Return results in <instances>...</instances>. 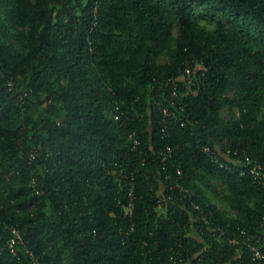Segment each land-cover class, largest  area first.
Listing matches in <instances>:
<instances>
[{
	"label": "trees",
	"instance_id": "1",
	"mask_svg": "<svg viewBox=\"0 0 264 264\" xmlns=\"http://www.w3.org/2000/svg\"><path fill=\"white\" fill-rule=\"evenodd\" d=\"M187 60L196 84L172 100ZM159 101L184 123L163 132ZM244 156L264 167V0H0V264H264L229 242L264 250Z\"/></svg>",
	"mask_w": 264,
	"mask_h": 264
},
{
	"label": "built area",
	"instance_id": "2",
	"mask_svg": "<svg viewBox=\"0 0 264 264\" xmlns=\"http://www.w3.org/2000/svg\"><path fill=\"white\" fill-rule=\"evenodd\" d=\"M196 63V64H195ZM191 63L188 60L185 61V66L182 69L181 73L178 74L177 76L171 77L168 82L170 84V98L174 100V98H179L181 95L189 94L191 91H193V88L196 84L197 78L194 74L200 67L199 62ZM197 66V67H196ZM173 104V102H172ZM180 104V110L183 109L184 104ZM156 109L163 115L165 119V124L162 126V131H166V128L171 122H179V123H184V118L180 115H178L172 108H170L169 105H165L162 101H159L156 103ZM122 111H115L113 113V116L115 119H118L119 116L122 114ZM130 138L132 141L133 147H136L139 145V140L134 136V134H130ZM203 151L207 154L213 153V161L217 163V155L212 152L211 147L209 145H203L202 147ZM173 152V148L170 146H165L164 150L161 152L162 158L165 159L167 156H171ZM226 155L230 154V150H227V152H224ZM234 154H236L234 152ZM33 156V155H32ZM243 168L238 170L241 175H250L255 182L262 183L263 182V177H264V167L255 159H252L249 156H244V160H242ZM227 165V164H226ZM229 167V165H227ZM132 177L130 179L126 178V181L129 186V190L126 194V199L125 201L121 202V206L124 209V214L128 217H131L133 214V199H134V184L131 181ZM31 185L35 188V192L39 193L40 189L36 187V179L33 178L31 180ZM177 188L179 192H187V189L184 188L183 185L180 183H174L171 185L170 189ZM165 198V199H164ZM172 199L171 194L169 193L167 197H163L160 199V201L165 200L164 204L165 206L168 205V200ZM189 202V201H188ZM185 207H188L189 210H195L196 215L192 214L191 217H193L195 220L200 221L203 220L207 225L209 226L210 219L205 215L204 211L200 207V204L191 201L189 204L184 203ZM187 210V209H186ZM264 223V214L262 216V224ZM11 231V237L9 241L7 242L9 251L13 255H18L17 251L15 250L14 246L15 244L18 245H23V237H22V230L20 227L17 225H12L9 227ZM213 229V228H212ZM134 230V225L132 224L128 229H125V232L128 234L129 232H132ZM243 233H245V230H242ZM257 236L259 238V235L257 234H244L242 236H234L229 242L231 244H238L239 246L245 247L250 259L252 261H258V260H263L264 259V250L263 246L259 244L258 241H256L254 238ZM146 242H144V245ZM25 254L29 256V259L32 261L33 264H36L37 257L33 254V252L27 248H24ZM148 253H150V250H147ZM149 262L148 264H176V262H182L184 259L181 255L178 253H173L169 255L167 258H159L158 257V262L151 261L152 258L149 257Z\"/></svg>",
	"mask_w": 264,
	"mask_h": 264
},
{
	"label": "rangeland",
	"instance_id": "3",
	"mask_svg": "<svg viewBox=\"0 0 264 264\" xmlns=\"http://www.w3.org/2000/svg\"><path fill=\"white\" fill-rule=\"evenodd\" d=\"M162 59L164 60V59H165V57L163 56V57H162ZM162 59H161V60H162Z\"/></svg>",
	"mask_w": 264,
	"mask_h": 264
},
{
	"label": "crops",
	"instance_id": "4",
	"mask_svg": "<svg viewBox=\"0 0 264 264\" xmlns=\"http://www.w3.org/2000/svg\"><path fill=\"white\" fill-rule=\"evenodd\" d=\"M230 264V263H229Z\"/></svg>",
	"mask_w": 264,
	"mask_h": 264
}]
</instances>
